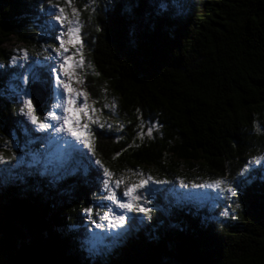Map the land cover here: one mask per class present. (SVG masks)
Wrapping results in <instances>:
<instances>
[{
    "label": "trees",
    "instance_id": "1",
    "mask_svg": "<svg viewBox=\"0 0 264 264\" xmlns=\"http://www.w3.org/2000/svg\"><path fill=\"white\" fill-rule=\"evenodd\" d=\"M65 1L0 0V155L8 162H15V137L19 148L33 134L12 97L21 72L4 45L14 38L48 58L56 28L42 10L59 5L72 16ZM69 6L79 12L85 90L99 117L95 156L89 148L77 153L78 168L64 178L0 174V264H16L22 248L43 264H264V164L249 166L264 157V0ZM49 103L50 95L39 117ZM41 141L31 140L33 150ZM103 168L117 179L142 171L170 183H153L150 217L133 213L120 236L97 239L86 217L95 219L105 203ZM218 178L239 195L191 187Z\"/></svg>",
    "mask_w": 264,
    "mask_h": 264
},
{
    "label": "rangeland",
    "instance_id": "2",
    "mask_svg": "<svg viewBox=\"0 0 264 264\" xmlns=\"http://www.w3.org/2000/svg\"><path fill=\"white\" fill-rule=\"evenodd\" d=\"M66 5L68 8L71 10L74 8L73 6H69L71 4L67 3V0L65 1ZM57 11L56 8L51 5L48 7V9L42 10L43 15H45L44 19H47L51 22L54 23V26L56 28V33H55V39L56 36L59 34L60 31H63L58 23L55 22V18L53 15H51L52 12ZM79 15V12H78ZM69 19H75L73 16H68ZM80 32L79 35L82 39V24H80ZM41 27V26H40ZM43 28V27H42ZM45 33L42 35V37L45 36L44 39H46V36L49 35V37L52 36V28H50L49 25L44 26ZM47 32H50L47 34ZM48 39V38H47ZM46 39V40H47ZM67 39V37H65ZM43 40V38H42ZM57 45L55 44L52 45L49 49H47L49 53V57L45 58L44 60H40V53H37L36 55H33V53H29L28 50V55H29V60L25 61L22 59V54L23 50H26L25 45L23 43H20L18 40L11 38L5 45L4 49L9 53V63L10 67L18 68L21 72V78L24 75H27L28 77V83L27 85H24L22 83V79L19 80L18 78L15 77L16 79V85L10 88L12 97H16L17 102L20 104L21 108L23 107L22 101L27 99L28 96H23L21 94V90L27 89L29 96H30V91L29 87L32 83L36 81H44L43 79L46 78V81H50L52 84V102L49 103L48 108L44 110L43 113H41L40 118L41 120L44 119L45 116L50 115L53 110L56 111L57 114H60L61 110L60 109H55L56 103H62L64 107H67V98L69 93L65 91L62 88V85L59 84V82L56 80V76L59 75L62 80L68 81L70 88L73 89V92L71 95L73 98H75V92L79 91L81 93H87L85 90V66H86V61L84 59V65L83 67L77 66V62L80 60V56L82 54L83 56V49H84V43L82 39V44L83 47L81 48L79 44H67L66 47L69 49L68 53L65 55H70L72 56V59L68 62V75L65 76L63 73V70L59 68L60 63L62 62V58L55 53L53 50L59 46V41L56 39ZM43 47H45V41L43 40L42 43ZM77 49H80V52H77ZM16 57L15 63L12 62V58ZM90 67V66H89ZM62 92L64 99L61 101L60 96L58 93ZM80 101L83 100V96L79 98ZM87 102L90 105L89 110H85L88 115L92 116L93 119L99 120V117L91 112V108L93 107V102L90 100L88 94H87ZM44 106V105H43ZM79 103L74 105V108H79ZM64 115H71L72 116V121L73 124L72 126L77 127L80 129L84 136L91 141L92 144V138H91V130H92V125L94 124L88 119V115H85L82 112H74L72 114L69 113H64ZM24 117V124H25V129L29 130L32 132L33 135H29V141L28 143H21V146L18 148V138L15 137V142H14V150L17 154H14L15 162H8L5 157L4 160L7 161L6 163H0V174H5L7 178L9 179H14L16 178H22L24 175H28L31 177L33 174L38 175L39 177L43 178L46 177L49 180L56 179L58 177L64 178L70 172L73 174L76 169L78 168V164L74 163L75 156L77 153L80 151L84 150L85 148L88 149L87 146L79 143L78 141H75L72 137L68 136L67 132L63 133H52L49 135L51 132V129L44 131H36L35 129L37 128V125H33L25 116L22 114ZM77 121L79 123H77ZM49 123H57L56 121H48ZM87 123L89 125L88 129H83L82 125ZM27 124V126H26ZM90 133V134H89ZM36 139H43L41 143L43 142V146H40L37 150H33L34 144L31 142V140H36ZM67 141V143L65 142ZM45 143V144H44ZM10 149V148H9ZM21 151V152H18ZM89 150V149H88ZM89 154L92 155L91 151L89 150ZM0 157H2L0 155ZM260 164V163H259ZM256 164V165H259ZM264 164V161L261 162L260 165ZM137 172H142V171H137ZM135 172V173H137ZM144 173V176L140 175H134L131 174L130 172L128 175L121 180V183L119 184V187L116 186V180L113 175L110 178V189L105 188L103 186L102 188V195L104 196V201L105 203H102L103 208L101 211L97 212L95 219L91 217L90 219L86 217L87 221L90 223L89 229L93 231V234L95 235V238L97 239H103L104 237H109L113 236L116 238V236H120L123 232H125L127 228V223L125 224L124 228H109L108 227V221L107 220H101V216L107 214L109 211L114 212L116 214H122L124 210L119 209L115 204H113L110 200L106 199V197L110 194L112 190H115L117 195L121 197L123 201L127 200V197H123L122 193L125 190V188L132 183H138L140 179H144L147 176H150L147 172H142ZM109 180V177H107ZM152 180H154L152 178ZM154 187H156L152 181H149V183L144 187L141 188L137 191L138 195L142 194V199L139 202L142 206L148 207V201H147V195L149 194L150 190H152ZM216 193L219 195L223 196L226 191H220L218 189H215ZM196 192V191H194ZM107 210V212H104V210ZM139 217L137 218L138 221H141L143 217H145L142 213H136ZM133 213H127L129 217H133ZM98 224L104 225V227H97ZM129 227V226H128ZM116 233H120L119 235H116ZM91 238L92 235L90 234ZM85 246L87 249L90 247V252L93 253H100V248L98 246H91L88 243H85Z\"/></svg>",
    "mask_w": 264,
    "mask_h": 264
},
{
    "label": "snow or ice",
    "instance_id": "3",
    "mask_svg": "<svg viewBox=\"0 0 264 264\" xmlns=\"http://www.w3.org/2000/svg\"><path fill=\"white\" fill-rule=\"evenodd\" d=\"M93 3H95V0H92ZM68 4H71V0H67ZM54 8L57 9V11L52 12L51 15L54 16L55 22L60 25L63 31H60L59 34L56 36V39L59 41V46L56 47L53 51L57 53L61 58L62 62L59 65V68L63 70V73L65 76L68 75V62L72 59V56L70 55H65L68 53L69 49L66 47L67 44H79L80 47H83L82 44V39L79 35L80 32V21H79V15L78 12L75 8L72 9V16L75 19H69L68 15L65 13V8L60 7L59 5H54ZM67 37V39H65ZM77 52H80V49H77ZM16 57L12 58V62L15 63ZM22 59L27 61L29 60V55L27 50H23L22 54ZM84 65V59L81 54L80 60L77 62V66L83 67ZM22 83L24 85H27L28 83V77L27 75H24L22 78ZM56 80L59 82L60 85H62V88L69 93L68 98H67V107H64L62 103H56L55 109H60L61 112L60 114H57L55 110L52 111L50 115H47L44 117L43 120L40 119V117L36 113V108L33 104V100L29 96L28 90L25 88L21 90V94L23 96H28L27 99L22 101L23 107L21 108V112L24 114V116L33 124L37 125V128L35 129L36 131H47L51 129V132L49 135L52 133H63L67 132L68 136L72 137L75 141H78L79 143L87 146L89 150L92 152V155L95 156V149L92 147L91 141L87 139L83 132L78 129L77 127L72 126L73 121H72V116L71 115H64V113H69L72 114L74 112H82L85 115H88V113L85 110L90 109V105L87 102V93H81L79 91L75 92V98L71 95L73 92V89L70 88L69 82L62 80L59 75L56 76ZM60 96L61 101L64 99L63 93L60 92L58 93ZM83 96V100L80 101V97ZM79 103V108H74L73 106ZM105 107H108V105H105ZM112 109L116 108V103L113 101L111 105ZM97 109L91 108V112L95 113ZM88 119L93 122V123H99L98 118L93 119L92 116L88 115ZM48 121H56L57 123H49ZM77 123H79L77 121ZM89 125L87 123L82 125L83 129H88ZM100 127H104L103 124H100ZM123 126H120V129L122 130ZM259 130V129H258ZM90 134V133H89ZM147 135L151 136L152 135V128L150 127L147 131ZM143 136V133H141V137ZM67 143V141H65ZM262 161H264V157H258L255 158L254 160L249 162V166L253 163L259 164ZM7 161L4 160L3 157H0V163H6ZM95 164L103 165L101 164V161L99 159H96L94 161ZM247 171V168L245 169ZM104 174L109 177V180L104 181L105 188L110 189V178L112 177V173L107 169L103 168ZM134 175H140L144 176V173L142 172H137L133 173ZM244 173L242 172L241 175ZM121 179L116 180V186L119 187V184L121 183ZM149 181H152L153 183L157 184H166L170 183L169 181L165 180H152L151 176H147L144 179H140L138 183H132L129 184L125 190L123 191L122 195L123 197H127L126 201H123L120 196L117 195L115 190H112L110 194L106 197V199L110 200L113 204H115L119 209L124 210L122 214H116L114 212L109 211L107 214L101 216V220H107L108 221V227L109 228H124L125 224L128 222L131 217L127 215V213H142L144 216L150 217L152 209L142 206L139 202L142 199V194L138 195L137 191L141 188H144ZM181 187L187 188L189 187L188 184H185L183 180L180 181ZM193 188H214L218 189L220 191H226L230 193L231 196L237 197L239 195L237 186H233L231 183L226 181L225 179H214L211 183H200V184H195L193 183L191 185ZM236 207L239 208L240 205L239 203H236ZM92 209H86V212L91 215L92 214ZM229 213L227 211L224 212V215H228ZM97 227H104L102 224H98ZM120 233H116V235H119Z\"/></svg>",
    "mask_w": 264,
    "mask_h": 264
},
{
    "label": "water",
    "instance_id": "4",
    "mask_svg": "<svg viewBox=\"0 0 264 264\" xmlns=\"http://www.w3.org/2000/svg\"><path fill=\"white\" fill-rule=\"evenodd\" d=\"M30 97L33 100V104L38 110L42 107L48 100V96L50 95V103L52 102V89L49 91L46 85L42 82H34L30 88ZM49 105V104H48ZM32 250V249H31ZM35 251H30L27 248H22L21 252H19L16 264H43L44 259Z\"/></svg>",
    "mask_w": 264,
    "mask_h": 264
}]
</instances>
